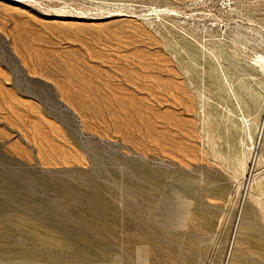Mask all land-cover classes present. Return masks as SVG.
Instances as JSON below:
<instances>
[{
	"label": "rangeland",
	"instance_id": "obj_1",
	"mask_svg": "<svg viewBox=\"0 0 264 264\" xmlns=\"http://www.w3.org/2000/svg\"><path fill=\"white\" fill-rule=\"evenodd\" d=\"M0 264H264V0H0Z\"/></svg>",
	"mask_w": 264,
	"mask_h": 264
},
{
	"label": "bare ground",
	"instance_id": "obj_2",
	"mask_svg": "<svg viewBox=\"0 0 264 264\" xmlns=\"http://www.w3.org/2000/svg\"><path fill=\"white\" fill-rule=\"evenodd\" d=\"M19 1V0H17ZM249 125V124H248ZM249 128V127H248ZM252 139V138H251ZM253 141V140H252ZM258 142V141H257ZM260 142V141H259ZM253 143V142H252ZM254 149L256 152H259L260 148H261V144L260 143H256L253 145Z\"/></svg>",
	"mask_w": 264,
	"mask_h": 264
}]
</instances>
